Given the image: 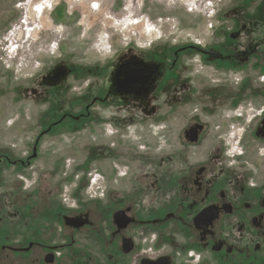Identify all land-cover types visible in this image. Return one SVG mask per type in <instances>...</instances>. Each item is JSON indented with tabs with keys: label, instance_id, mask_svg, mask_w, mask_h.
<instances>
[{
	"label": "flooded vegetation",
	"instance_id": "flooded-vegetation-1",
	"mask_svg": "<svg viewBox=\"0 0 264 264\" xmlns=\"http://www.w3.org/2000/svg\"><path fill=\"white\" fill-rule=\"evenodd\" d=\"M249 8L248 0L235 6L232 30L218 28L210 46L178 43L156 56L129 48L105 63L34 80L35 97L59 105L48 111L54 120L40 118L43 127L31 155L14 161L0 156V164L32 165L42 139L66 122L71 125L62 128L69 131L118 120L140 122V113L158 111L153 98L168 82L176 102L207 67L239 72L250 63L264 74V14L258 8L249 14ZM73 74L86 83L67 97ZM257 90L264 94V87ZM107 110H124L125 117L113 118ZM249 110L250 125L238 135L234 129L228 147L223 139L216 141L202 161L173 168L169 179L148 189L110 188L106 205L95 204L97 219L91 210L66 211L57 201L48 205L39 190L21 194L11 188L12 199L20 196L22 206H0V264H264V105ZM245 115L241 106L238 116ZM207 127L186 119L174 135L171 160L179 150L183 154L200 145ZM249 153L261 161H253L260 165L254 177L239 171L238 158ZM9 207L16 212L8 214Z\"/></svg>",
	"mask_w": 264,
	"mask_h": 264
},
{
	"label": "rangeland",
	"instance_id": "rangeland-1",
	"mask_svg": "<svg viewBox=\"0 0 264 264\" xmlns=\"http://www.w3.org/2000/svg\"><path fill=\"white\" fill-rule=\"evenodd\" d=\"M244 1L0 0V156L24 160L32 154L43 127L40 118L54 120H49L48 111H57L59 105L35 97L34 80L56 70L75 73L79 66L105 63L129 48L156 56L178 43L210 46L217 40L218 28L232 30L235 6ZM248 4L249 14L254 8L264 14V0H248ZM192 60L196 63L198 58ZM245 67L224 73L212 67L198 69L202 77L194 78L176 102L168 82L153 98L158 111L145 117L140 113V122L118 120L71 131L63 129L70 122L57 127L40 142L32 165L0 164V206L12 202L14 209L22 206L20 196L11 197L14 188L21 194L39 190L46 204L57 201L66 211L91 210L97 219L95 204L106 205L110 188L148 189L169 179L173 168L180 171L190 160L202 161L216 141L223 139L228 147L231 132L241 134L250 125L249 109L264 105V94L257 90L264 87V74L253 64ZM68 83L71 87L65 95L70 97L86 81L73 74ZM241 106L247 113L242 118L238 116ZM125 113L107 110L106 115L117 118ZM190 118L206 123L207 133L200 145L183 154L179 150L173 161L174 135ZM254 160L261 162L250 153L238 158L239 171L254 177L260 166ZM14 209L9 207L8 214H14Z\"/></svg>",
	"mask_w": 264,
	"mask_h": 264
},
{
	"label": "water",
	"instance_id": "water-1",
	"mask_svg": "<svg viewBox=\"0 0 264 264\" xmlns=\"http://www.w3.org/2000/svg\"><path fill=\"white\" fill-rule=\"evenodd\" d=\"M59 72V73H58ZM55 74H60V75H65V72H64V70H58V71H56V73ZM34 152L36 153V148L34 149ZM36 156V154L34 155V157ZM22 164H24L23 162H22Z\"/></svg>",
	"mask_w": 264,
	"mask_h": 264
}]
</instances>
